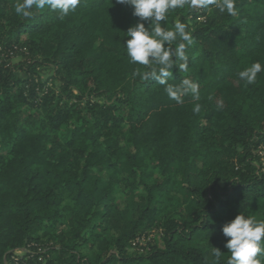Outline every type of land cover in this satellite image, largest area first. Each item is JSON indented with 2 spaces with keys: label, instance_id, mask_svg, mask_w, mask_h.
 <instances>
[{
  "label": "trees",
  "instance_id": "1",
  "mask_svg": "<svg viewBox=\"0 0 264 264\" xmlns=\"http://www.w3.org/2000/svg\"><path fill=\"white\" fill-rule=\"evenodd\" d=\"M18 2L0 0V264H214L213 247L227 264L222 226L240 212L264 219V72L252 85L237 75L264 65V0H236L235 15L171 10L161 22L179 20L194 38L188 70L174 65L167 83L189 78L200 99L180 104L132 75L146 69L126 55L131 7L81 0L62 19L35 7L24 18ZM13 50L25 59L15 67ZM43 66L58 93L41 95ZM151 228L164 247L129 254Z\"/></svg>",
  "mask_w": 264,
  "mask_h": 264
},
{
  "label": "clouds",
  "instance_id": "2",
  "mask_svg": "<svg viewBox=\"0 0 264 264\" xmlns=\"http://www.w3.org/2000/svg\"><path fill=\"white\" fill-rule=\"evenodd\" d=\"M81 0H21L15 5L18 16L29 18L32 9L48 8L59 11L60 18L74 12ZM118 4L132 8V15L138 22L125 32L124 41L126 55L132 64L143 66L133 72L144 81H155L165 85L168 97L178 104L184 102V97L191 96L193 100L200 99L199 84L189 78H184L179 85H169L168 78L172 68L177 65L180 70H188L186 49L194 38L185 23L176 20L171 28L162 26L171 10L188 8L215 9L228 15L236 14V0H116ZM147 25V26H146ZM182 62V63H181ZM264 72V65L259 61L240 70L237 75L246 85L255 84L259 73ZM222 106V102L221 105ZM201 105L195 104L193 112L199 113ZM222 234L226 238L224 247L231 253L227 264H264L258 257L264 256V219L240 212L234 219L222 226ZM222 252L219 248L212 250L216 258L214 264H219Z\"/></svg>",
  "mask_w": 264,
  "mask_h": 264
},
{
  "label": "rangeland",
  "instance_id": "3",
  "mask_svg": "<svg viewBox=\"0 0 264 264\" xmlns=\"http://www.w3.org/2000/svg\"><path fill=\"white\" fill-rule=\"evenodd\" d=\"M15 52L16 51H14V54L10 55V58H8L9 63L13 67L21 65L23 61H25L21 53L18 54L16 53L15 55ZM38 72H39L37 76L38 82L45 84L41 90L42 91L41 95L46 94L48 88L54 89V91H56L57 93L60 91L61 82H59L55 78L56 71L54 67L51 66L39 67ZM17 74L20 75L21 77H25V73L21 69L17 70ZM75 94L79 96L80 92L76 91ZM76 99L77 97L74 96L72 98V101H75ZM21 110H22L21 119L24 122L27 119V117L30 115L31 111L26 107H23ZM259 153L262 156L261 161L263 162L264 165V151L263 150L261 152L259 151ZM39 235L43 236L42 241L44 242L45 247L53 245L55 243V235L53 231L44 230L40 232ZM154 244L158 245L161 248L164 247L163 234L161 228H151L144 231L143 234H141L135 239V242L133 241L132 246H130V248L128 249V253L133 255L147 254L150 251L151 248L150 245H154ZM18 251L21 252V250ZM18 251L17 253L20 254Z\"/></svg>",
  "mask_w": 264,
  "mask_h": 264
},
{
  "label": "built area",
  "instance_id": "4",
  "mask_svg": "<svg viewBox=\"0 0 264 264\" xmlns=\"http://www.w3.org/2000/svg\"><path fill=\"white\" fill-rule=\"evenodd\" d=\"M16 51V50H15ZM10 55H12V54H14V50L13 51H11L10 53H9ZM135 242V241H134ZM19 253H21L22 252V250H21V252L20 251H18Z\"/></svg>",
  "mask_w": 264,
  "mask_h": 264
}]
</instances>
